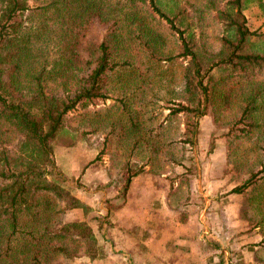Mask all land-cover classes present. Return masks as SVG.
I'll list each match as a JSON object with an SVG mask.
<instances>
[{"label": "trees", "instance_id": "16d2710c", "mask_svg": "<svg viewBox=\"0 0 264 264\" xmlns=\"http://www.w3.org/2000/svg\"><path fill=\"white\" fill-rule=\"evenodd\" d=\"M245 5L246 0H0V264H57L60 256L102 254L90 223L68 219L84 205L57 171L55 145L67 115L107 100L113 74L133 67L140 50L164 59L166 36L141 13L143 6L166 23L177 36L179 55L188 59L183 98L171 107L172 115H188L181 141L194 142L207 114L218 128L224 124L228 145L256 135L264 117L262 82L229 86L235 78L264 75V50L247 24ZM211 16L219 30L217 48L205 30ZM92 25L93 39L87 34ZM47 31L56 37L51 68L42 61L40 44ZM134 41L142 47L136 54L130 51ZM243 98L241 115L223 123L219 111ZM260 149V166L233 193L264 185V144ZM186 159L190 164L179 177L188 182L196 167L192 155ZM146 166L125 177L118 193L123 203L132 178Z\"/></svg>", "mask_w": 264, "mask_h": 264}, {"label": "rangeland", "instance_id": "374dc122", "mask_svg": "<svg viewBox=\"0 0 264 264\" xmlns=\"http://www.w3.org/2000/svg\"><path fill=\"white\" fill-rule=\"evenodd\" d=\"M32 1L36 4L37 0ZM106 1L109 3V0ZM141 13L147 16L153 26H159L166 36L164 59L149 58L144 50H140L142 47H139L138 41L132 42L130 51L135 54L140 51L135 55L133 67L124 65L113 74L110 97L88 108L80 107L71 111L56 140L57 171L62 173L66 184L73 188L72 191L84 205L74 208L68 219L90 223L102 250L101 257L105 249L99 225L101 223L110 227V190L122 192L125 177L141 165H147L139 174H152L155 184L159 181L165 188L174 185L169 199L172 208L160 217L170 223L162 221L159 224H168L170 235L175 231V236L188 239L189 242L185 241L184 246L180 245L179 251L236 255L249 252L248 249L254 246L255 251L250 252H256L257 263L264 264V185L249 188L246 193L232 192L263 160L260 146L264 144V117L259 116L261 127L255 130L256 135L228 145L224 138V124L218 128V122L207 114L200 118V133L194 142L184 144L181 139L185 137L188 115H172L171 107L183 98L188 59L179 55L181 47L177 36L164 21L151 14L147 7L143 6ZM244 13L250 29L257 32L255 41L264 50V0H246ZM31 21L38 25L40 19L33 17ZM215 21L212 16L209 17L211 26H205V30L210 43L217 48L219 30ZM96 32L97 27L92 25L87 34L93 39ZM44 37L45 40L40 42L44 49V53L43 50L41 52L42 61L51 68L56 56V37L49 31L44 33ZM131 69L134 71L128 78ZM257 81L262 82L260 86L264 88V75L258 74L235 78L229 86L235 90ZM50 83L48 87H54ZM57 89L62 90V87ZM263 98L264 95L261 101ZM245 103L243 98L234 108L222 109L219 119L228 123L238 117ZM262 106L264 110V103ZM124 130L123 137L120 133ZM191 155L196 175H191V180L187 182L179 174L185 170L184 165L190 164L186 158ZM180 161L183 164H179ZM129 165L131 168L125 170ZM133 178V181L138 179ZM209 179L217 181L219 192L215 196L222 201L214 200L217 211L204 212L215 189V186L208 185ZM110 182L114 185L108 184ZM141 182L145 184L147 181L143 178ZM118 193L113 197L118 198L117 204H121L123 197ZM230 241L237 243L231 244ZM84 257L88 256L72 259L60 256L57 264H71ZM191 264L210 263L197 260L191 261Z\"/></svg>", "mask_w": 264, "mask_h": 264}, {"label": "crops", "instance_id": "0c3cea01", "mask_svg": "<svg viewBox=\"0 0 264 264\" xmlns=\"http://www.w3.org/2000/svg\"><path fill=\"white\" fill-rule=\"evenodd\" d=\"M146 173H142L145 174L144 177H139L142 174L135 176L138 179L132 180L126 201L122 205L117 204L118 198L113 197L118 191L110 190L113 194L108 195V198L112 197V206L109 207L110 227L103 226L101 223L99 225L105 253L97 259L84 257L72 261L71 264H135V262L139 264H191V261L197 260L201 263L206 260L210 264H258L256 252H250L255 251L254 246L248 249L249 252L236 255L195 254L179 251L180 245L184 246L185 241L189 242L188 239L175 236V231L170 235L169 227L167 228L170 222L160 219L172 208L169 203L171 190L165 188L159 181L156 185L153 175ZM143 178L147 181L145 184L141 182ZM208 185L215 186L214 193L211 194L213 203L212 199L206 195V199L211 201L204 207V212L217 211V204L214 200L222 201L215 196L218 195L219 185L213 179L208 180ZM91 197L94 198L92 195ZM218 206L221 207L222 204ZM162 221L168 224H159ZM230 243L237 242L230 241Z\"/></svg>", "mask_w": 264, "mask_h": 264}]
</instances>
